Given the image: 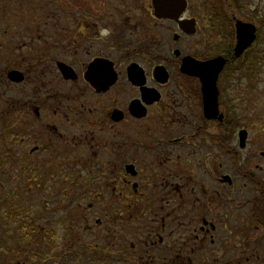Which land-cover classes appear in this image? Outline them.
<instances>
[{
  "label": "flooded vegetation",
  "instance_id": "af4514ba",
  "mask_svg": "<svg viewBox=\"0 0 264 264\" xmlns=\"http://www.w3.org/2000/svg\"><path fill=\"white\" fill-rule=\"evenodd\" d=\"M181 2L0 0V189L41 264H206L242 191L262 227L264 0Z\"/></svg>",
  "mask_w": 264,
  "mask_h": 264
},
{
  "label": "rangeland",
  "instance_id": "374dc122",
  "mask_svg": "<svg viewBox=\"0 0 264 264\" xmlns=\"http://www.w3.org/2000/svg\"><path fill=\"white\" fill-rule=\"evenodd\" d=\"M52 184L59 190L66 185L65 178ZM4 185L0 189V264L11 259L13 264H41L39 241L32 239L30 233L43 223L42 210L27 204L35 196L28 199L21 184L7 182ZM235 196L237 203L232 209V221L227 226L228 230L222 225L220 240L215 247L218 251L205 257L206 264H264V229L255 224L250 209L255 194L242 191Z\"/></svg>",
  "mask_w": 264,
  "mask_h": 264
},
{
  "label": "water",
  "instance_id": "95a60500",
  "mask_svg": "<svg viewBox=\"0 0 264 264\" xmlns=\"http://www.w3.org/2000/svg\"><path fill=\"white\" fill-rule=\"evenodd\" d=\"M160 5H169V8H164L162 11L170 18H178L183 11V2L181 0H159Z\"/></svg>",
  "mask_w": 264,
  "mask_h": 264
},
{
  "label": "trees",
  "instance_id": "16d2710c",
  "mask_svg": "<svg viewBox=\"0 0 264 264\" xmlns=\"http://www.w3.org/2000/svg\"><path fill=\"white\" fill-rule=\"evenodd\" d=\"M261 213V212H260ZM256 219H258L256 221V223L260 226H262V228L264 229V215H263V210H262V213L260 214V216H256ZM261 219V220H260Z\"/></svg>",
  "mask_w": 264,
  "mask_h": 264
}]
</instances>
